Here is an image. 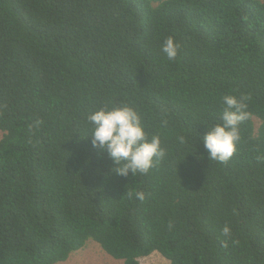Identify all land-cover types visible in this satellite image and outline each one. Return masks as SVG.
<instances>
[{"label":"trees","instance_id":"trees-1","mask_svg":"<svg viewBox=\"0 0 264 264\" xmlns=\"http://www.w3.org/2000/svg\"><path fill=\"white\" fill-rule=\"evenodd\" d=\"M225 95L251 115L221 163L199 139ZM121 105L165 150L145 174L92 147L89 115ZM0 132V264H60L89 241L123 264H264L261 0H0Z\"/></svg>","mask_w":264,"mask_h":264},{"label":"clouds","instance_id":"clouds-1","mask_svg":"<svg viewBox=\"0 0 264 264\" xmlns=\"http://www.w3.org/2000/svg\"><path fill=\"white\" fill-rule=\"evenodd\" d=\"M179 48V43L169 36L163 43L162 51L169 60H173L178 56ZM245 99L235 95L223 97L225 108L220 117L221 122L209 128L199 139L209 160L226 163L236 152L241 139L240 125L251 115L247 111ZM88 120L93 126L90 135L92 147L107 153L116 165L113 169L117 175L128 177L129 174H145L165 156L160 137L153 135L149 139L140 114L128 105L102 107L89 115ZM178 139L184 143L183 137ZM135 196L139 200L145 198V194L139 191ZM222 234L230 236L228 225L223 227Z\"/></svg>","mask_w":264,"mask_h":264},{"label":"rangeland","instance_id":"rangeland-1","mask_svg":"<svg viewBox=\"0 0 264 264\" xmlns=\"http://www.w3.org/2000/svg\"><path fill=\"white\" fill-rule=\"evenodd\" d=\"M264 2V0H261ZM255 122V128L258 127L259 122ZM3 133L0 132V138ZM140 264H169V262L159 253L154 252L147 257L139 259ZM60 264H123V261L116 260L107 255L98 244L89 241L86 246L75 253H73L66 262Z\"/></svg>","mask_w":264,"mask_h":264}]
</instances>
